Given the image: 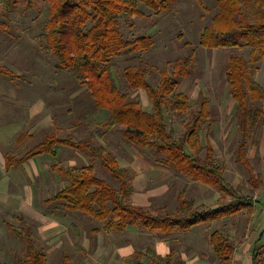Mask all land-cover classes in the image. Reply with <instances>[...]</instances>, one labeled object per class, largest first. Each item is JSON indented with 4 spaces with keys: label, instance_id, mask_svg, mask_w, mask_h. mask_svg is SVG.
Listing matches in <instances>:
<instances>
[{
    "label": "rangeland",
    "instance_id": "rangeland-1",
    "mask_svg": "<svg viewBox=\"0 0 264 264\" xmlns=\"http://www.w3.org/2000/svg\"><path fill=\"white\" fill-rule=\"evenodd\" d=\"M49 7L47 0H21L13 10L5 11L0 0V69L17 76L12 80L0 75V264H22L25 259V246L8 230L9 226L18 231L29 228L36 245L46 253L45 264H149L145 258L137 261L134 252L125 255L131 249L145 254L148 248L156 249L166 242L154 233L135 228L110 233L103 223L77 209L47 202L66 185L64 177L51 167L78 170L92 166L97 178L117 188L99 159L87 150L59 147L54 158L41 155L5 172L4 158H21L47 135L75 142L93 136L92 145L104 148L127 172L133 190L127 202L132 205L163 214L176 209L179 194L198 209L216 206L221 197L215 189L192 182L126 142L120 134L122 127L108 133L98 127L107 122L108 112L95 108L86 85H78L72 74L57 69L55 56L41 38ZM138 10L140 16L119 18L121 35L125 41L150 37L153 46L148 51L124 52L112 59L119 91L127 101H138L143 110L150 112L151 102L143 91L129 87L124 69L143 70L146 80L157 87L162 74H171L179 60L191 55L196 61L176 89V93L187 97L189 110L176 117L166 109L167 129L179 137L197 109L199 93L207 97L212 129L208 132L203 127L201 145L210 144L215 161L224 166L227 183L239 185L243 195L258 201L252 216L243 211L170 237L167 246L172 249L171 259L181 255L182 264H219L209 245V237L216 230L225 233L241 255H250L264 229V184L252 190L246 171L235 162L233 150L240 135L224 69L232 53L250 64L251 49L208 50L199 46L201 31L211 26V19L218 13L216 0H176L168 11L158 15L143 4H138ZM250 71L252 80L264 91V58ZM261 106L264 108V102ZM246 155L255 175L261 176L264 183L263 123L252 133ZM244 261L235 263L246 264Z\"/></svg>",
    "mask_w": 264,
    "mask_h": 264
},
{
    "label": "trees",
    "instance_id": "trees-1",
    "mask_svg": "<svg viewBox=\"0 0 264 264\" xmlns=\"http://www.w3.org/2000/svg\"><path fill=\"white\" fill-rule=\"evenodd\" d=\"M21 0H2L5 11L13 10ZM26 1V0H25ZM48 21L41 38L46 49L57 61V69L67 71L78 85H86L96 109H104L109 117L106 123L98 124L104 133L119 126L120 134L129 144L142 148L159 162L174 168L192 182L215 189L221 194L214 207L195 208L193 201L182 194L177 196L173 212L152 214L147 209L134 207L127 202L132 193L127 172L104 148L92 145L93 136L75 142L47 135L21 158H4L5 171L20 166L37 156H57L59 147L72 150H87L99 159L103 169L116 181L117 188L94 175L92 166L78 170L72 167L52 169L64 177L66 185L48 203L59 202L67 209H77L103 223L110 233H121L135 228L154 233L170 242V237L185 234L194 227L212 224L232 218L246 211L253 215L257 200L241 193L240 186H232L224 178V166L217 163L214 151L207 142L201 145L200 133L204 126L209 132L212 122L209 100L201 96L197 109L185 124L179 137L167 129L165 110L170 109L180 117L189 110L188 99L176 93L181 79L189 76L196 61L191 55L179 60L171 74H162L160 83L153 87L145 78V72L128 67L123 76L132 90H141L151 102L150 112L143 110L138 101H127L117 87L112 73V59L121 53L144 52L151 49L150 37L125 41L119 29V18L140 16L138 4H143L153 14L168 11L176 0H47ZM218 13L211 26L204 28L199 46L208 49H251L249 62L232 53L225 66L229 94L234 102V119L240 140L233 154L237 165L247 174V183L252 190L263 186L261 176L255 175L246 155L248 141L260 123L264 124V91L252 80L250 67L264 58V0H216ZM0 75L12 80L17 76L1 68ZM8 230L21 239L25 246L22 264H45L46 253L33 240L29 228L20 231L9 226ZM209 245L219 264H233L236 246L220 230L209 237ZM150 264H169L170 258L155 255L150 249L145 253ZM138 260L142 254L135 252ZM249 264H264V229L250 250Z\"/></svg>",
    "mask_w": 264,
    "mask_h": 264
},
{
    "label": "crops",
    "instance_id": "crops-1",
    "mask_svg": "<svg viewBox=\"0 0 264 264\" xmlns=\"http://www.w3.org/2000/svg\"><path fill=\"white\" fill-rule=\"evenodd\" d=\"M212 20V19H211ZM207 28V27H206ZM204 30V29H203ZM203 30L201 31V34H202V32H203ZM201 34H200V36H201ZM199 40H200V38H199ZM200 94L201 93H199V97L198 98H200L201 96H200ZM146 98H147V96H146ZM148 99V98H147ZM149 101V100H148ZM151 109H152V106H151ZM209 110H210V107H209ZM145 111V110H144ZM151 111V110H150ZM146 112H149V111H146ZM210 114V113H209ZM212 129V128H211ZM211 131V130H210ZM38 157V156H37ZM36 158V157H35ZM30 161H33V159L32 160H29V161H27V162H30ZM118 162V161H117ZM119 164V163H118ZM23 165V164H22ZM120 165V164H119ZM3 166H4V164H3ZM121 167V166H120ZM35 168V167H34ZM53 167H51V169H52ZM64 168H67V167H64ZM122 168V167H121ZM6 172V171H5ZM7 173V172H6ZM64 184H66V182H64ZM202 185V184H201ZM130 204V203H129ZM130 205H132V204H130ZM132 206H134V207H141V208H144L145 209V206H143V205H132ZM192 230V229H191ZM190 230V231H191ZM190 231H188V232H190ZM187 232V233H188ZM168 241H166V242H161V244H158V247L156 248V249H150V248H148V249H150L151 251H153L154 253H155V255H157V256H160V257H162V258H165V257H169L170 258V261H169V264H182V256L181 255H178V256H176L177 258H175V260L174 261H172V259H171V255H172V249L171 248H168ZM211 248V247H210ZM135 253V252H139V253H141L140 251H138V250H133V249H131V251L130 252H128L125 256L126 257H128V256H130L131 255V253ZM145 253H146V251H145ZM142 254V253H141ZM214 254V253H213ZM246 257V258H245ZM244 257V255L242 254H240L239 253V251L237 250V247H236V250H235V255H234V262H233V264H236L235 262L236 261H240V260H242L243 261V259L245 260L244 262H246V264H249V255H247V256H245ZM141 258H145L147 261H148V263L150 264V260H149V258H148V256L146 255V254H142V256H141ZM141 258H139L138 260H140ZM137 260V261H138ZM219 263V262H218Z\"/></svg>",
    "mask_w": 264,
    "mask_h": 264
}]
</instances>
